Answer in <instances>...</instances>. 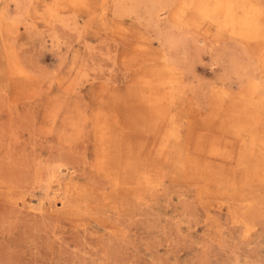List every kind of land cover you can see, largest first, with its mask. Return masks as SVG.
<instances>
[{
	"label": "rangeland",
	"instance_id": "obj_1",
	"mask_svg": "<svg viewBox=\"0 0 264 264\" xmlns=\"http://www.w3.org/2000/svg\"><path fill=\"white\" fill-rule=\"evenodd\" d=\"M161 4L0 0V264H264V0Z\"/></svg>",
	"mask_w": 264,
	"mask_h": 264
},
{
	"label": "bare ground",
	"instance_id": "obj_2",
	"mask_svg": "<svg viewBox=\"0 0 264 264\" xmlns=\"http://www.w3.org/2000/svg\"><path fill=\"white\" fill-rule=\"evenodd\" d=\"M148 1H149L150 5H151V8L149 10L150 18L155 20V22L162 21L164 19L163 17L166 15V12H164L165 9H163L162 6H161L162 5L161 4L162 0H148ZM148 6H149V4H148ZM62 173H63L62 171H55V173H53L52 177L56 178L55 182L56 181H58V182L60 181ZM58 184H60V182ZM43 197H45V196L42 195L41 199H39L40 200L39 202H41V204L43 203Z\"/></svg>",
	"mask_w": 264,
	"mask_h": 264
}]
</instances>
